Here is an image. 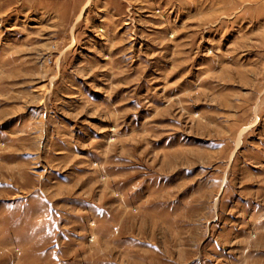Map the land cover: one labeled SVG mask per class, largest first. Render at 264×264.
Wrapping results in <instances>:
<instances>
[{"label": "rangeland", "instance_id": "rangeland-1", "mask_svg": "<svg viewBox=\"0 0 264 264\" xmlns=\"http://www.w3.org/2000/svg\"><path fill=\"white\" fill-rule=\"evenodd\" d=\"M0 264H264V0H0Z\"/></svg>", "mask_w": 264, "mask_h": 264}]
</instances>
